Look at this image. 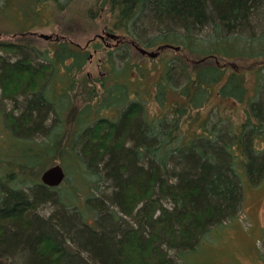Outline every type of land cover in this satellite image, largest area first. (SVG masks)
I'll return each mask as SVG.
<instances>
[{
    "label": "trees",
    "instance_id": "16d2710c",
    "mask_svg": "<svg viewBox=\"0 0 264 264\" xmlns=\"http://www.w3.org/2000/svg\"><path fill=\"white\" fill-rule=\"evenodd\" d=\"M75 1L0 0L21 34L0 41V264H196L264 181V0H90L69 31L101 20L115 46L22 35Z\"/></svg>",
    "mask_w": 264,
    "mask_h": 264
},
{
    "label": "rangeland",
    "instance_id": "374dc122",
    "mask_svg": "<svg viewBox=\"0 0 264 264\" xmlns=\"http://www.w3.org/2000/svg\"><path fill=\"white\" fill-rule=\"evenodd\" d=\"M90 3V0H77L71 6V10H69V12H67L65 16L62 17L63 20L61 21L60 25L56 22L57 24L53 26H38L36 28H32L29 32H27V34L22 33V35L29 36L31 38L30 42L40 48L48 47L51 43L49 41L54 42L59 39H64V36L62 35L64 33L68 36V38H65V40L74 44H78L82 47L90 46L92 41L97 43L101 42L103 48L115 46L118 40L111 39L109 37L110 34L104 32V30L101 29L102 27L100 26H102L104 23L101 20L97 22L99 27L93 31L88 27L86 30L85 26L81 27L80 25L76 26L77 30L75 28V30L69 31L68 28H72L71 25L76 23V21H73L75 18H82L83 20H86V17L84 16L86 12L85 6L88 8ZM81 13L84 14L82 15ZM6 21L7 24L3 21H0V41L18 43L17 40L21 34H16L17 32L15 31L17 30L14 25L9 23V18H7ZM73 31L77 32L72 33ZM41 35L51 36L52 39L48 41L44 40L40 37ZM100 36L103 38H100ZM152 52L154 51L149 53ZM6 53H8V51L6 52L0 50V55H6ZM101 57L102 53L99 55L95 54L92 63L86 68V73H89V75L98 73V61ZM252 63L253 62H242L239 63V65L240 67L249 69L250 67H248V65H251ZM231 64L232 63H228V65ZM230 70L232 69L230 68ZM254 72L255 71L247 75L248 85L253 83V77L255 76ZM39 85L40 83L38 86ZM3 91L6 95L11 93L7 88H5ZM213 104L219 105L220 108H216V110L220 111L221 116H231V118H233L236 122L235 124L238 125L240 122H242L243 117L241 118L240 116V110H238V112L236 111V114L238 113L239 116H237L235 113H232L231 111L234 107H238L236 104H225L219 102L218 100L213 102ZM8 109H10L9 104H6V111H8ZM4 125H6V123L5 121H2L0 116V129H2ZM260 147L264 148V139H262V146ZM54 165H58V163H55L50 167ZM109 192L110 191L106 187L103 188L104 195H107V193L109 194ZM43 209L44 210L39 211L41 215H48L51 211L49 207H45ZM237 222V224L233 223L229 228H223V230H218L215 232L217 235L213 236L214 239L209 242V244L214 245H207L203 247V251L200 254V261L196 264H212V262H215V264H257L255 262V255H253V252L255 251L253 250L257 248L258 245L260 248H262V243L258 242V240L262 239L264 228V181L262 183L260 181L253 186H246V190H244L243 206L240 212V220ZM209 252L214 254H209ZM207 253L208 255H206Z\"/></svg>",
    "mask_w": 264,
    "mask_h": 264
},
{
    "label": "water",
    "instance_id": "95a60500",
    "mask_svg": "<svg viewBox=\"0 0 264 264\" xmlns=\"http://www.w3.org/2000/svg\"><path fill=\"white\" fill-rule=\"evenodd\" d=\"M44 40H50L52 39L51 36L48 35H41L40 36ZM111 39H117L116 35H109ZM100 38H103L100 36ZM143 54H146V51H142ZM152 57H155V54H149ZM66 178V173L61 165H54L50 168H48L41 176V182L43 185L50 187V188H56L63 184Z\"/></svg>",
    "mask_w": 264,
    "mask_h": 264
},
{
    "label": "flooded vegetation",
    "instance_id": "af4514ba",
    "mask_svg": "<svg viewBox=\"0 0 264 264\" xmlns=\"http://www.w3.org/2000/svg\"><path fill=\"white\" fill-rule=\"evenodd\" d=\"M117 40H118V38H117Z\"/></svg>",
    "mask_w": 264,
    "mask_h": 264
}]
</instances>
